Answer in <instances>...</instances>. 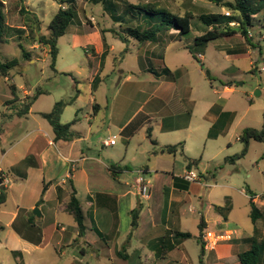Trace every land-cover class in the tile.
<instances>
[{
    "label": "rangeland",
    "instance_id": "1",
    "mask_svg": "<svg viewBox=\"0 0 264 264\" xmlns=\"http://www.w3.org/2000/svg\"><path fill=\"white\" fill-rule=\"evenodd\" d=\"M125 1L140 4L153 2L173 12L184 13L191 10L196 15L205 11L224 12L228 9L207 0ZM4 3L10 25L15 28L24 27L25 19L20 15V7L17 6L16 1L4 0ZM26 3L32 5L44 20V29L59 6L56 0H27ZM78 11L79 20H76L77 22L75 21L69 27L67 33L59 38L55 70L50 65L47 48H34L32 61L22 58V50L13 38L18 34L17 30L11 32L8 40L0 43L1 60L20 59L18 69L10 73V81L18 87H27L32 92H35L37 88L48 90V93L41 96L33 105L32 112L27 117H16L12 121L8 117H2V113L6 112L4 101L13 97V94L9 81L0 76V122H5V134L1 146L8 149L12 143L26 136L14 149L17 155L12 156L11 153L9 160L25 154L29 138L35 134L32 133V129L37 128L40 123L51 129L48 120L38 114L39 110L52 108L55 100L77 95L72 106L64 110L61 121L68 123L77 117L78 122L73 127L83 130L86 135L89 123L85 115L94 113L96 119L93 122L92 141H83L81 144L93 148V154H110L116 158L126 154L127 159L132 160V163L129 165V170L123 171L121 178L136 189L138 185L135 181L138 173L135 167L145 164L148 154L151 155L150 163L155 161L156 154L153 153L155 146L146 124L136 130L132 138L126 141L117 130V123L109 122L111 103L115 105V120L121 112L120 107L122 110L125 107L126 113L129 114L143 104L145 109L139 111L131 120L130 129L138 128L143 112L151 108V103L146 102L147 95L153 90L148 79L156 75L169 77L178 75L180 93L193 100L195 104L190 127L175 131H162L159 127L158 122L162 116L175 113L180 108H185L184 110L190 108L185 103L181 104L178 98L170 96L173 95L170 93L176 90V86H173L172 92L169 90L167 95H164L168 104L160 109L162 113L153 116L152 138L166 144L183 141L185 154L200 158L197 170L204 175L214 176L210 177L207 183L196 181V184L202 188L198 194L201 197L192 195L183 207L181 228L193 234V237L186 239L185 247L188 255L185 254V256L192 264H199L201 246L196 237L200 233V218L202 214L205 218L216 217L218 206L227 211L230 220L238 222L240 238L252 235L254 224L249 215V194L251 191L257 195L264 194V143L252 140L248 153L236 164L225 163L224 158L241 151L243 143L238 140V136L242 129L247 126L260 128L264 123V70H262L264 32H261L262 34L259 32L262 31L261 24H256L258 27L250 32L252 42L256 46L249 44L240 35L196 44L195 37L204 31L205 26L197 17L192 21V31L182 36L181 40L175 37L176 34H173V31H166L160 34L158 42L144 45L133 38L126 40L120 24L113 22L101 3L78 0ZM113 27L116 32L110 30ZM26 29H24L25 33L22 32L24 37L21 41L27 49L31 50L32 47H37V44L31 41L29 28ZM185 45L193 48L198 53V58H195ZM126 47L128 50L123 53ZM163 66L168 67L171 73L162 71ZM206 69H209L214 76L212 81L207 77ZM128 75L132 78L126 79ZM95 77L97 79L92 90L91 84ZM228 80L234 81L232 91H226L224 88ZM17 94L22 97V90H18ZM92 95H95L97 104L102 106L97 112H94L90 101ZM215 103L219 104L223 110L232 111L233 114L227 127L222 131L211 130V119L206 117L209 108ZM114 135H116L117 145L101 144L103 139ZM174 155L176 156H169V159L176 160L175 170L182 174L185 171L183 151H177ZM7 161L8 159L5 158L1 161V165L5 167ZM158 168L156 170H160L161 166L159 165ZM17 184V180H12V186ZM8 191L9 199L1 208L15 209L17 194L10 188ZM258 199H261L260 196ZM209 203L212 205L211 209H208ZM227 206L230 208L228 209ZM191 208L195 210L192 211ZM60 215L67 217L66 224L69 226V232L75 233L76 224L73 216ZM35 218L32 217V219ZM36 219L37 223L33 222L31 226L36 228L35 235L38 236L43 231V223L42 219ZM129 224L130 218L123 216L122 229L127 230ZM215 225L213 221L210 228H214ZM26 238L17 235L12 237L6 226L0 227V264H68L71 262L77 264L75 256H82L80 249L75 248V244L67 245L64 241L63 245H57L56 237L43 241L37 240V237L32 240ZM261 240L264 241V238ZM80 241L81 239L78 240ZM239 244L240 249L247 250L249 247L245 244L243 246L242 241H239ZM60 250L66 251L67 254L62 255ZM137 254L140 255V253ZM207 254L206 264L231 260V253L226 250L223 253L221 248L219 253L218 250H214ZM85 256V261L91 262L90 251ZM174 264H188V262L184 263L180 260ZM258 264H264V247L261 248Z\"/></svg>",
    "mask_w": 264,
    "mask_h": 264
},
{
    "label": "crops",
    "instance_id": "2",
    "mask_svg": "<svg viewBox=\"0 0 264 264\" xmlns=\"http://www.w3.org/2000/svg\"><path fill=\"white\" fill-rule=\"evenodd\" d=\"M164 67L166 66L161 68L162 71ZM4 78L7 79V77ZM127 78L130 79L132 77L128 75L126 76ZM177 78L178 75H170V77L167 75H156L154 78L148 79V83L153 87V90L147 95L146 102L149 101L151 103V108L147 112H143V117L138 128L130 129L131 120L139 111L145 109L143 104L129 114L126 113L125 107H123V110L120 107L119 111L121 112L115 120V105L111 103L110 110L112 113L109 112V122L117 123V130L124 136L126 141L132 138L136 130L146 124L148 125L147 131L148 128L151 129V135L149 136L153 142V116L162 113L160 109L168 104V100L164 95H167L169 90L172 92L171 88L173 86H176V90L170 93L173 94L170 96L178 98L181 104L185 103L191 109L187 108L184 110L185 108H180L175 113L162 116L158 122L160 124L159 127L162 131L185 130L190 127L195 104L186 95L182 96ZM96 79L95 77L91 84L92 90L95 87ZM224 88L226 91H232L234 86L225 85ZM18 90H22L23 96L21 98L33 93L30 89L23 86L18 87ZM47 93L48 90H45V92L40 94L31 105L28 114L21 117L16 115L11 116L12 109L10 105L5 106V101L12 97L7 98L4 104L2 103L5 106L7 117L12 121L16 117H27L32 112L33 105L37 100ZM76 97L77 95L70 97L73 98V101L66 107L72 106L76 101ZM90 101L93 104L94 112L102 108L101 105L97 104L95 95L91 96ZM55 102L56 100L53 103L55 104ZM52 108L39 110L38 114L50 111ZM226 111L228 110H223L219 104L215 103L209 108L206 117L211 119V125L213 126L219 120L222 113ZM85 118L89 123L86 135H84L83 130L73 127L78 122V118L76 117L74 118L76 121L72 125V129L77 135L72 139H57L55 138V132L51 124V129H48L46 125L40 123L37 128L32 129V133L35 134L32 138H29L25 154L16 156V158L12 157L10 160L8 158L9 155L11 153L12 156L17 155L14 149L26 136L17 140L15 142L16 145L12 143L8 149L3 148L1 143L5 134L4 122L0 141V176L3 178L7 196L5 202L0 204V227L6 226L9 235L12 237L17 235L24 239L27 237L26 239L28 240L36 239L37 237V240L42 241L47 238L54 239L56 237L57 245H63L64 241L67 245L75 244V248H79L82 255L75 256L78 261L77 264H174L175 262H180V260H183L184 263L188 262V264H192L185 256V254L188 255L185 247L186 239L178 243L173 231H188L181 228L183 207L192 195L201 197L198 194H200L199 191H202V188L196 184V181L207 183L209 178L214 176L212 174L204 175L197 170L196 167L198 166H193L192 169L199 173L200 178L195 181L185 179L183 174L188 170L186 157L194 158L185 154V143L180 141L183 143V155L185 157V171L180 174L175 170L176 160L172 159L173 161H171L169 159V156L175 157L176 155L161 152L160 147L168 144L159 143L156 140L157 143L153 142L155 146L153 153L156 154L155 161H152L151 164V155L148 154L147 162L139 167H135L138 176H144L145 182L148 185L150 182L149 192L147 196H144L140 194L139 187L136 186L137 188L133 189L130 183L124 182L123 178H121L123 171L129 170V165L132 163V160L127 159L126 154L118 158L110 154L105 155L104 153L93 154V148L89 145L81 144L83 141H92L93 122L96 119L94 113H87ZM103 140L101 144L104 146L117 145V141L114 145H105ZM5 158L8 161L6 162V166L3 167L1 161L5 160ZM110 164H118L120 166L116 176L111 173L109 169ZM159 165L161 169L156 170L159 169ZM153 171H155L154 174L152 173ZM175 177L182 179L175 181ZM12 180H17L18 184L12 186ZM69 180H72L75 186L76 196L80 200L85 214L86 231L82 236L79 235L75 219L76 231L71 234L69 226L66 224L67 217L60 215L68 214L73 216L66 209L71 191ZM45 183H48V185L43 192ZM59 186L62 187L60 191L58 190ZM9 188L15 190L17 203L15 209H2L1 206L5 205L9 199ZM254 195V203L263 213L262 219L259 221L263 232L260 237L261 240V238H264V194ZM41 196L42 201L38 205L37 203ZM259 196L260 200L258 199ZM249 198L251 199L250 194ZM139 205H141V210L138 226L132 230V210ZM36 206L39 207L41 212L39 216L33 212L30 213ZM211 208L212 205L209 203L208 209ZM227 208L229 209L230 207L227 206ZM191 210L194 211L195 209L191 208ZM217 212L218 215L214 218H205L204 214L200 218V221L203 220L204 227V262L209 251L218 250L219 253V248H221L223 253L225 250L231 253V260L222 263L216 261L215 264H239L238 255L240 252L246 250L240 249L239 241L243 242V246L245 244L250 248L251 244L247 240L253 233L252 235L240 238L238 236V222L230 220L226 210L217 209ZM32 214L36 218L42 219L43 231L38 236L35 235L37 233L36 228L31 226V223H37L36 218V220L32 219ZM123 216L130 218L127 230L122 229ZM213 221L216 225L214 228H210V224ZM208 233H211V236H208ZM164 237H171V241L175 246L172 248L167 243L166 246L170 247V249L165 254L160 255L159 252L163 245L161 239ZM80 239L81 241L78 242ZM89 251L92 257L91 262L85 261V255ZM60 252L64 256L67 254L63 250H60ZM137 253H140V255ZM68 264L76 263L71 262Z\"/></svg>",
    "mask_w": 264,
    "mask_h": 264
},
{
    "label": "trees",
    "instance_id": "3",
    "mask_svg": "<svg viewBox=\"0 0 264 264\" xmlns=\"http://www.w3.org/2000/svg\"><path fill=\"white\" fill-rule=\"evenodd\" d=\"M15 1L17 6L20 7V15L25 19V25L22 28H15L13 25H10L4 0H0V43L8 40V36L11 35V32L13 30H17L19 31L18 34H16L13 38L17 41L18 46L22 50V58L31 60L34 56V48H47L50 65L52 69L55 70L56 60L59 53V38L67 33L69 27L75 23L76 20H79L78 0H56L59 6L51 16V19L49 20L45 29L43 28L44 20L41 18L39 13L34 10L32 5H28L26 3L27 0ZM88 1H93L97 4L101 3L103 5L104 9H106V11L110 14L113 22L115 24H120L121 30L126 40L133 38L144 45L147 43L158 42L160 34L166 31H173V34H176L175 37H179L181 40L182 36L192 31V21L195 17L201 20V22L206 26H204V31L195 37L196 44H203L207 41L215 40L221 37L230 38L234 35H240L243 36L249 44L256 46V44L252 42V35L250 33L251 30L255 27H258L256 24H261L262 31L259 32H264V0H207L215 3L218 6L227 7L229 9L227 10L230 12L229 15L225 14L224 12L209 11H205L196 15L191 10H187L184 13L173 12L170 9L153 2L140 4L127 2L125 0ZM26 28H29V33L31 35L30 37L32 38L31 41L37 44V47H32L31 50L27 49L21 41L24 37L23 33H25V30H27ZM110 30L116 32L115 27H113V29L111 28ZM28 35L29 34H27V36ZM186 48L189 49L195 58H198V53H196L193 48H190V46H187ZM127 50L128 49L126 47L122 52L125 53ZM19 66L20 59L18 58L6 59L5 61L1 60L0 58V76L7 77L11 93L13 94L11 99H7L5 101V106L10 105V108L12 109L11 116L16 115L21 117L28 114L31 105L40 94L45 92V90L42 88H37V90L31 95L25 96L24 98L19 97L17 94V85L10 81L11 71L18 69ZM163 71L171 73L168 67H164ZM206 75L209 80L212 81L214 79V76L211 74L209 69H206ZM233 84L234 81L231 80L225 82V85L227 86H233ZM72 101L73 98L60 99L55 102L53 108L50 111L40 112V115L46 118L52 125L55 132V138L57 139H72L77 135V133L72 129V125L76 119L68 123H63L61 121V115L64 108L68 104H71ZM232 115V112L229 111L222 113L219 120L211 127V130H224ZM2 117H7V113L3 112ZM3 124L4 121L0 122V141L1 134L3 132ZM150 131L151 129L148 128L149 135H151ZM210 134L211 133H209V136H211ZM238 140L242 141L243 143L241 151L234 155L226 156L224 158L225 163L235 164L238 160L243 158L249 150L251 140L264 143V123L260 128L253 126L245 127L239 134ZM153 142L157 143L154 139ZM160 151L174 155L177 153V151H183V143L179 142L177 144L163 145L160 147ZM186 160L187 169L191 170L193 166H198L200 158L186 157ZM127 168L129 167L127 166ZM109 169L111 170V173L116 176L120 166L118 164H110ZM181 179L182 178L180 177H175V181ZM69 183L71 191L69 193L70 195L67 201L66 209L73 215L77 223L79 235L82 236L86 231L85 214L81 206V202L76 196V189L72 180H69ZM47 185L48 183H45L43 192ZM58 190H62V187L59 186ZM250 195V216L254 224V230L253 235L247 240L251 244L250 248L240 252L238 255L239 264H258V260L261 255V248L264 247V241L260 240V237L263 233L262 226L259 224L263 213L254 203L255 195L253 193H250ZM6 196V189L0 190V204L5 202ZM41 201L42 196L37 204L39 205ZM217 209L222 210L223 208L218 206ZM140 210L141 205L135 207L132 210V230L138 226ZM32 217L35 216L32 214ZM199 229L200 233L196 237L198 243L201 246L199 264H205L203 220H201L199 223ZM173 232L175 233L174 235L178 243L193 237V234L189 231L176 230ZM161 241L163 245L159 252L160 255L165 254L167 250L170 249V247L166 246L167 243L171 245L172 248L175 246L171 241V237H164L161 239Z\"/></svg>",
    "mask_w": 264,
    "mask_h": 264
},
{
    "label": "built area",
    "instance_id": "4",
    "mask_svg": "<svg viewBox=\"0 0 264 264\" xmlns=\"http://www.w3.org/2000/svg\"><path fill=\"white\" fill-rule=\"evenodd\" d=\"M224 13L227 15L230 14V12L228 10H225ZM262 70H264V65L262 66ZM115 143H116V135L104 140L105 145H114ZM183 176L185 179H187L189 181H195V180H198L200 178L199 173L194 169L185 171ZM7 181H8V179H7ZM136 184L139 187L140 194L147 196V194L149 192V185L145 182L144 176L139 175L136 178ZM210 234L211 233H208V236H211Z\"/></svg>",
    "mask_w": 264,
    "mask_h": 264
},
{
    "label": "water",
    "instance_id": "5",
    "mask_svg": "<svg viewBox=\"0 0 264 264\" xmlns=\"http://www.w3.org/2000/svg\"><path fill=\"white\" fill-rule=\"evenodd\" d=\"M5 189V185H4V183H3V178L0 176V190H4ZM33 212H34V214H36V215H40L41 214V212H40V210H39V208L38 207H36L34 210H33Z\"/></svg>",
    "mask_w": 264,
    "mask_h": 264
}]
</instances>
